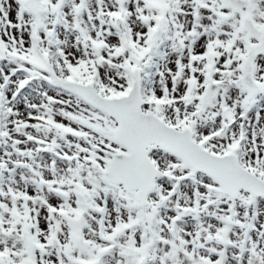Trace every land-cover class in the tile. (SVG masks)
Instances as JSON below:
<instances>
[{"label":"snow or ice","instance_id":"obj_1","mask_svg":"<svg viewBox=\"0 0 264 264\" xmlns=\"http://www.w3.org/2000/svg\"><path fill=\"white\" fill-rule=\"evenodd\" d=\"M0 264H264V0H0Z\"/></svg>","mask_w":264,"mask_h":264}]
</instances>
